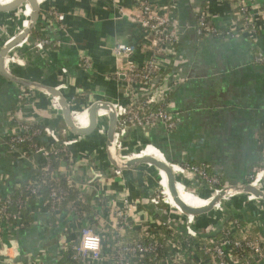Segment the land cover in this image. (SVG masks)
<instances>
[{
    "label": "crops",
    "instance_id": "crops-1",
    "mask_svg": "<svg viewBox=\"0 0 264 264\" xmlns=\"http://www.w3.org/2000/svg\"><path fill=\"white\" fill-rule=\"evenodd\" d=\"M137 1L140 0H38L41 5L40 14L51 12L64 16L59 24L65 27V32H58L55 24L39 20L36 23V33L53 39L62 37V34L65 36L62 40L58 39L59 45L54 43L44 52L32 48L23 51L21 55H24V66L12 63L13 74L53 87L66 84V90L62 92L68 100L74 99L77 108L92 106L99 100H124L128 90L121 75L123 64L114 56L112 49L118 43L138 41L139 29L132 21L139 13L135 6ZM149 1L173 7L171 18L176 23L179 39L171 51L167 82L174 84V91L170 96L173 105L169 108L177 125L174 130L168 131L164 124L159 123L148 133L146 131L147 134L144 130L132 128L125 142L130 147H136L140 142L145 143L141 150L132 153H140L142 150L157 151L164 160L166 157L175 163L207 165L212 174H219L227 184L246 182L253 177L262 162L260 133L264 131V64L257 63L256 56L264 54V17L260 15L264 0H252L251 11L258 13L255 17V33L252 32L253 26L248 30L243 27V22L236 15L238 5L234 2ZM199 9L207 10L211 21L217 26L229 27L233 21L236 24L233 37H199L195 31L196 12ZM12 15L15 14L0 13V28L3 29L0 43L5 40L4 24ZM19 15V21L11 28L10 36L28 26L34 15V8L23 10ZM38 35L33 34L34 38ZM142 58L143 55L139 52L136 55L137 61ZM20 107H23V115L34 116L44 124L61 129L67 127L63 116L64 108L55 109L47 94H33V91L25 90L0 74L1 198L14 193L15 186L32 175L37 160L36 156H15L6 143L11 120L22 115ZM86 113L91 114V111H76L73 117ZM96 115L97 126L94 130H89V133L111 125L112 113L108 107ZM70 135L73 136L71 133ZM96 141L104 142L105 150H109L108 133L92 139H81L76 145H72L78 152V179L82 181L87 177L90 157L95 158L100 167L106 168L109 164L108 154L101 149L104 144L97 145ZM149 142L156 147L148 144ZM125 171L127 176L134 175L130 173L132 169ZM155 173L161 177L159 172ZM128 178L131 182L141 180ZM189 184L197 188L200 186L196 182ZM150 185L155 187L154 184ZM118 187L114 181L104 184L102 190L107 192ZM141 192L148 194L143 189ZM208 193L206 190L203 196L205 199L209 196ZM246 193L242 192L234 198L243 197ZM247 195L249 196L248 193ZM262 203L249 201L236 205L234 202L231 204L233 208L225 209L223 217L230 215L228 222L235 217L240 218V222H245L242 229L248 236L249 229L255 227L259 236L264 238V202ZM244 204L247 206L241 210ZM212 213L214 212L208 215ZM26 214L28 219L24 218L20 227L15 225L16 222L4 225L0 223V264H63L57 246L58 239L53 227L46 221L47 215L41 203L31 202Z\"/></svg>",
    "mask_w": 264,
    "mask_h": 264
},
{
    "label": "built area",
    "instance_id": "built-area-1",
    "mask_svg": "<svg viewBox=\"0 0 264 264\" xmlns=\"http://www.w3.org/2000/svg\"><path fill=\"white\" fill-rule=\"evenodd\" d=\"M220 1L237 3V18L243 22L245 29L253 26L252 32L255 33V17L258 13L251 11L252 0ZM135 6L139 13L132 21L139 29L138 41L118 43L112 49L114 56L122 61L121 75L125 79L128 94L124 100L120 98L112 101L99 100L108 102L113 109L108 108L111 113L114 111L117 117L114 144L119 162L123 150L127 149L125 138L132 128L148 133L159 123L164 124L168 131L174 130L177 125L169 108L173 105L170 96L174 91V84L170 85V82H167L171 51L179 39L175 29L176 23L171 18L173 7L169 4L156 5L149 0L137 1ZM260 15L264 17V7ZM196 17L195 31L199 37L224 39L233 37L232 33L236 26L233 21L229 27L217 26L204 9H199ZM63 18L64 16L58 13H39L42 22L55 24L61 33L65 32V27L59 24ZM36 31L37 25L34 28V32ZM61 36L59 40L65 35ZM58 39L43 36L34 38L31 33L9 54L6 65L13 58L24 64V59L19 56L21 49L22 52L29 48L44 52L54 43L59 45ZM3 42L4 40L0 43V52L6 45ZM139 52L143 55L141 61L136 59ZM256 62L264 64V54L257 55ZM6 70L12 73L7 67ZM22 87L29 92L33 91V94L37 93L33 89ZM55 88L62 92L66 90V84H59ZM45 94L51 98L52 106L61 110L62 107L58 103H62L60 98L50 92ZM71 106L76 112L78 108L74 105V99ZM90 108L91 106H85L82 109ZM20 109L21 117L18 119L14 117L7 129L6 143L15 156L22 158L36 156L37 160L33 166V173L25 180V184L15 186L14 193L0 197L2 225L16 222L15 225L20 227L24 214L30 209V203H41L47 215L46 221L53 227L54 235L58 239L60 259L62 262L66 261L64 264L264 263L263 237L250 238L236 218L228 222V228L225 229L224 226L220 232L221 237L218 236L220 233L211 238L203 237L205 234L215 232L217 226H214L212 231L202 229L197 225V217L182 215L173 202H168L160 181L152 188V192L142 194L141 185L139 187L136 185L138 183L131 182L130 178L126 177L125 170L115 168L110 152L111 146L108 151L105 150L106 144L101 147L109 156L108 166L101 168L98 161H91L86 179L83 181L78 179L76 160L78 152L70 143L74 142L76 145L81 139L71 136L67 127L61 130L54 128L34 116L23 115V107ZM260 143L262 162L251 177L252 181L242 183L255 184L257 176L264 173V136L261 137ZM148 144L153 145L151 142ZM82 158L87 160L86 157ZM170 162L173 167L180 170V174L176 173L178 185L185 179L188 180L186 188L190 193L192 192L188 186L189 181L210 186L212 198L233 185L226 183L223 188H219L221 176L211 174L204 165ZM63 177L64 181L60 182ZM114 181L118 188H112L107 192L102 190L104 184ZM45 187H49V193L44 197L42 192ZM73 190L76 194L71 198ZM195 192L196 190H193V193ZM236 192L239 191L231 193L221 203L215 205L213 212L223 213L225 211L223 204ZM248 199L264 201L263 198L250 199L249 196ZM237 231L241 232V240L232 237Z\"/></svg>",
    "mask_w": 264,
    "mask_h": 264
},
{
    "label": "water",
    "instance_id": "water-1",
    "mask_svg": "<svg viewBox=\"0 0 264 264\" xmlns=\"http://www.w3.org/2000/svg\"><path fill=\"white\" fill-rule=\"evenodd\" d=\"M23 3L24 4H22L21 6H17L15 8L0 5V13H5V14H16L22 10L34 8L33 19L31 21V23L29 24V26L27 27V29L23 33L16 36L13 40H11L8 44H6L2 48V50L0 52V74L4 77L14 81L15 83H17L19 85L28 87L30 89L37 91V92H43V93L50 92L52 95L59 97L60 100L62 101L63 106H64L63 113H64V118H65V121L67 124L66 126H67L68 130L70 131V133L73 134V136H75L79 139H88V138L92 139V138L97 137L98 135H103V134L108 133L110 136L109 146H111V156H112V159H113V162L115 164L116 169H122V170L133 169V168H135L139 165H142V164H149L150 162L158 163L161 166H163L167 170V172L169 173V176H170V180H171L170 187H171V195H172L173 204L175 205L177 210L182 215L187 216V217H197L198 218L200 216L208 215L209 213L214 211L215 205H217L218 203H221L225 197H227L228 195H230L231 193H233L235 191L257 192L258 194H260L264 198V188H262V187H258L253 183L235 184V185H232V186L225 188L224 190H222V192L220 194L214 196L211 199L208 206H206L205 208L198 210L196 212H189V211L185 210V208L183 207V205L181 204V202L179 200V194H178V189H177L178 177L173 170L172 163L167 158H165V160L163 161V160H159V159L152 157V156H143V157H140L139 159L135 160L134 162H131L130 164H128L126 166H123V165L121 166V164L118 160V156H117V153L115 150V144H114V136L116 133V126H117V117H116V114L114 111L112 113L111 125L108 128L99 129V130L95 131L94 133H89V134L78 132L76 130L75 119L73 118L74 111H73L72 106H71V101L65 97L63 92L59 91L57 88H55L53 86H48L46 84L38 83V82H35L32 80L23 78L21 76L9 73L6 70V60L9 56V54H11L13 51H15L16 48L21 44V42L27 36H29V34L32 33V31L34 30V28L36 26V23L38 22L39 13H40V6L38 4V0H24ZM2 33H3V30L0 29V36ZM104 107H111L112 108V106L108 102L99 101V102L94 103L91 106L90 110H92L93 113H97V112H100V110ZM229 219H230V215H228L224 220H222V222L218 225L217 230L215 232H213L211 234H205V235H203V237L211 238V237L217 236L222 231L224 226L228 223Z\"/></svg>",
    "mask_w": 264,
    "mask_h": 264
},
{
    "label": "bare ground",
    "instance_id": "bare-ground-1",
    "mask_svg": "<svg viewBox=\"0 0 264 264\" xmlns=\"http://www.w3.org/2000/svg\"><path fill=\"white\" fill-rule=\"evenodd\" d=\"M23 2H24V0H16V1L15 0H0V5L15 8L17 6H20ZM19 14H20V12L16 13L15 15H12V17H9L7 19L6 24H4L6 27L5 28V37H4L5 40L3 42L4 45L7 43L8 40H10L14 36H16V35L12 36V34L10 36L9 29L13 28L16 25L17 18H19V16H20ZM32 19H33V17H32ZM32 19H31V21H32ZM31 21H30V23H31ZM29 24H28V26H29ZM28 26L24 27V29L19 34L23 33L27 29ZM12 63L22 65V63L19 62L16 58H13L6 65V67L8 68L9 71H11ZM58 103L61 105L62 108H64V106L61 102H58ZM55 104H57L56 100H55ZM62 108H61V110H63ZM90 111H91V114L86 113V114H81L79 116L73 117L75 119L76 130L78 132L88 134L90 132L89 130H94L96 128V126H97V115H96V113H93L92 110H90ZM89 122H90V125H89ZM90 126H91V128H89ZM87 128H89V129H87ZM102 128H105V127L102 126L99 129H102ZM109 143H110V136H109L108 144ZM70 144L72 146L75 143L71 142ZM110 152H111V148H110ZM143 156H144L143 153H138V154L136 153V154L126 155V156L121 155V158H125V159L124 160L120 159V163H121V165L126 166V165H128L127 164L128 162H132V161L137 160ZM146 156H152V157H155L159 160L164 161V159L161 157V154L157 151H150L149 154ZM156 164H158V163H156ZM158 165H159V173L161 175V177H160L161 178V181H160L161 186L164 190V194L166 195L167 199L171 203L173 201H172V195H171V187H170L171 180H170L169 173L167 172V170L163 166H161L160 164H158ZM173 170L175 173L180 174V170L177 167H173ZM187 184H188V180L185 179L182 184H179L177 186L178 194H179V200H180L181 204L183 205V207L185 208V210H187L189 212H196V211L201 210V209L205 208L206 206H208L212 197L207 202L204 201L205 200L204 197L202 199H199L201 201L196 200L197 198H195V196L192 193L187 192L185 190L183 185H187ZM255 184H256V186L264 187V173L257 176ZM242 192L243 191H239V192H236L233 195H231L228 199V202H231L236 195H238ZM247 193L250 195H253L256 198H259V197L263 198V196H261L257 192H247Z\"/></svg>",
    "mask_w": 264,
    "mask_h": 264
},
{
    "label": "rangeland",
    "instance_id": "rangeland-1",
    "mask_svg": "<svg viewBox=\"0 0 264 264\" xmlns=\"http://www.w3.org/2000/svg\"><path fill=\"white\" fill-rule=\"evenodd\" d=\"M16 1V0H15ZM16 21V20H15ZM19 21V18H17V21L16 22H18ZM26 27V26H25ZM10 30L11 29H9V32H10ZM22 30H20V31H18L15 35H17V34H19L20 32H21ZM11 33V32H10ZM22 50L23 49H21V51H20V53L19 54H23L22 53ZM18 54V53H17ZM20 57H23L22 55H19ZM24 66V65H23ZM15 68V67H14ZM11 72L12 73H14V71L13 70H11ZM83 107H78V109H77V111H82L83 109H82ZM82 109V110H81ZM55 128V127H54ZM64 128V127H63ZM62 128V129H63ZM60 130H61V128H59ZM128 135V134H127ZM127 137V136H126ZM150 143V142H149ZM96 144L97 145H103V144H105L104 142H102V143H100V141H96ZM127 144V143H126ZM139 145H137L136 147H130L128 144L126 145L127 146V149H124L123 150V153H127V154H121V155H123V156H126V155H131V154H136V153H132V152H135V151H138V150H141L142 148H143V146H144V144L145 143H143V142H140V143H138ZM97 145L95 146V147H97ZM152 151V150H151ZM149 152H150V150H142V151H140V153H143V155L144 156H146V155H148L149 154ZM99 154H100V152H99ZM138 154V153H137ZM121 155H120V159H122V160H124L125 158H121ZM99 156V155H98ZM96 159L95 158H92V157H90V162L91 161H95ZM97 161V160H96ZM133 162V161H132ZM92 163V162H91ZM131 162H128L127 164H130ZM102 168V167H101ZM133 171L132 172H130V173H133L134 175L133 176H127L126 175V177H131L132 179H141L140 181H136V180H134L133 182L135 183H138V184H136V185H141V188L143 189V190H146L147 191V193H150V192H152V186L150 185V184H154V186H157L158 184H159V181H160V178H159V176L155 173V172H159V165L158 164H156V163H154V162H150L149 164H144V165H141V166H139V167H137L136 169H132ZM256 171H257V169H256ZM125 174H127L126 173V171H125ZM160 174V173H159ZM255 174V173H254ZM146 176V177H145ZM161 176V175H160ZM189 183H190V181H189ZM161 184V183H160ZM184 186V188H185V190L187 191V188H186V185H183ZM189 186V189H190V191L193 193V190H196V192L195 193H193V195L195 196V198H197L196 200H199V199H202L203 198V196H205V191L206 190H208V194L207 195H209V196H207V198L204 200V201H208L211 197H212V194H211V192H210V186H208L207 187V185H204V184H201L198 188L197 187H193V186H191L190 184L188 185ZM140 187V186H139ZM183 188V187H182ZM183 188V189H184ZM187 192H189V191H187ZM243 197H237V198H233V200L231 201V202H226L225 201V204H223V208H224V210L226 209V208H233L232 207V203H236V205H238V203H239V205L241 204H243V202L245 203H248L250 200L248 199V195H247V193L246 194H244V195H242ZM249 196L251 197V198H256V197H254L253 195H250L249 194ZM260 198V197H259ZM199 201H201V200H199ZM258 202V200H252V201H250V202ZM168 202L170 203V201L168 200ZM261 203L262 202H264V201H260ZM263 204V203H262ZM246 206H247V204H244L242 207H241V210L243 209H245L246 208ZM201 219L199 220L198 219V221L202 224H204V225H201L200 223H197V225L198 226H200L202 229H205V228H207L209 231H212L213 230V227L214 226H217L218 227V225L220 224L219 222L222 220V218L224 219L225 217H223V213L222 212H214V213H212V214H210V215H208V216H205V217H200ZM235 218H237L238 219V217H235ZM234 219V218H233ZM240 219V218H239ZM238 219V220H239Z\"/></svg>",
    "mask_w": 264,
    "mask_h": 264
},
{
    "label": "trees",
    "instance_id": "trees-1",
    "mask_svg": "<svg viewBox=\"0 0 264 264\" xmlns=\"http://www.w3.org/2000/svg\"><path fill=\"white\" fill-rule=\"evenodd\" d=\"M39 20H40V19H39ZM34 33H35L36 35H38V33L34 32V31H33L32 35H33ZM38 36H39V35H38ZM260 135H261V137H263V136H264V131H261ZM204 166H206V167L208 168V170H209V167H208L207 165H204ZM209 172H210V170H209ZM210 173H211V172H210ZM254 173H255V172H254ZM254 173H253V175H254ZM211 174H212V173H211ZM63 181H64V177H63V179L60 180V182H63ZM247 181H248V182H251L252 179L249 178ZM23 184H25V181L21 182V185H23ZM225 184H226V182H225V180L223 179V177L221 176V184H220L219 188H223V187L225 186ZM48 193H49V187H45V188L43 189V192H42L43 196H44V197L47 196ZM75 194H76V191H75V190L71 191V198H74V197H75ZM200 217H201V216H200ZM24 218H25V220L28 219L27 214H24ZM199 223H200V222H199ZM244 225H245V222H244V221L240 222V226H241V227L244 226ZM228 226H229V224L227 223V224L225 225V229L228 228ZM218 236L221 237V236H222V233H220ZM232 237L235 238V239H240V240H241V239H242L241 232H240V231L234 232V233L232 234ZM249 237L252 238V239H257L258 237H260V236H259V231H258V229L255 228V227H251V228L249 229ZM65 262H66V261H65ZM65 262H64V263H65ZM64 263H63V264H64ZM254 264H255V263H254Z\"/></svg>",
    "mask_w": 264,
    "mask_h": 264
}]
</instances>
